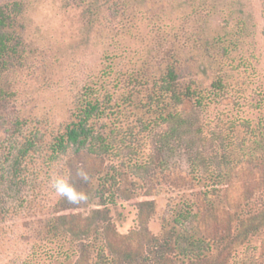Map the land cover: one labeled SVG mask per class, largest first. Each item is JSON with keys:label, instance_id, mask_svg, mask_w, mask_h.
Instances as JSON below:
<instances>
[{"label": "trees", "instance_id": "1", "mask_svg": "<svg viewBox=\"0 0 264 264\" xmlns=\"http://www.w3.org/2000/svg\"><path fill=\"white\" fill-rule=\"evenodd\" d=\"M39 2L0 0V110L17 99L13 77L40 62L27 39ZM140 2L59 0L79 12L103 57L60 123L0 113V225L47 217L61 197L52 183L77 175L88 199L60 203L88 211L27 223L20 264H264V93L242 0H173L174 20L163 10L144 17L138 8L160 1ZM167 38L173 45L155 65ZM176 145L184 168L167 158ZM142 173L158 186L135 189ZM121 196L151 199L126 234L111 216Z\"/></svg>", "mask_w": 264, "mask_h": 264}, {"label": "rangeland", "instance_id": "2", "mask_svg": "<svg viewBox=\"0 0 264 264\" xmlns=\"http://www.w3.org/2000/svg\"><path fill=\"white\" fill-rule=\"evenodd\" d=\"M35 9L29 14L27 25V39L39 50L40 62H35L34 70L27 75H16L12 82L16 83L17 99L10 101L0 113L5 116L34 115L49 118L50 121L60 123L67 117L72 97L87 79L99 70L103 51L98 41L91 36L79 12L59 9V0H38ZM140 5V0H135ZM155 7L145 3L138 8L144 17L160 13L163 10L166 20H174L173 0H159ZM182 3V2H181ZM246 17L253 25L248 32L247 48L254 50L258 69V82L261 93H264V0H242ZM151 5V4H150ZM137 6V5H136ZM186 7H182L185 10ZM121 15L122 12H120ZM128 15V14H126ZM125 15V16H126ZM120 19L121 25L127 24V16ZM148 22V21H147ZM113 22L108 27L114 29ZM214 24L223 25L224 22L217 20ZM181 34L193 27L191 20L177 26ZM133 47L138 49L136 42ZM157 43L155 56L152 62L159 64L172 45V38H167L165 44ZM44 67V68H43ZM167 155L170 165L177 169L186 167V154L184 148L174 146ZM81 166L80 168H82ZM143 180L135 186L139 191H147L151 185L149 176L142 173ZM78 184V176L72 180V185ZM160 184V183H159ZM158 186V184H156ZM45 190L48 189L46 184ZM119 199L117 207H112V221L121 233H128L137 227V215L139 203L151 200L147 197L133 198L131 200ZM61 197L53 196L50 200L47 217H60L72 213L84 212L87 209H66L65 203H60ZM159 203H162L159 199ZM88 211V210H87ZM47 217L17 219L0 225V264H20L21 257H25L31 248L28 242L29 231L26 224L32 221L44 220ZM150 229L157 234L160 231L159 221H153Z\"/></svg>", "mask_w": 264, "mask_h": 264}, {"label": "clouds", "instance_id": "3", "mask_svg": "<svg viewBox=\"0 0 264 264\" xmlns=\"http://www.w3.org/2000/svg\"><path fill=\"white\" fill-rule=\"evenodd\" d=\"M85 178L87 177L85 176ZM52 188L56 194L63 198H66L70 203L73 204H78L88 199L87 194L84 192L77 191L70 181L56 179L52 183Z\"/></svg>", "mask_w": 264, "mask_h": 264}]
</instances>
